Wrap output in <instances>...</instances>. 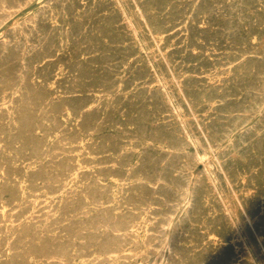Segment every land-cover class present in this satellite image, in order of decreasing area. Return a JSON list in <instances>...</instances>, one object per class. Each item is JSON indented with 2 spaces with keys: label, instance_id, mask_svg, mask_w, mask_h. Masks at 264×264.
Masks as SVG:
<instances>
[{
  "label": "rangeland",
  "instance_id": "374dc122",
  "mask_svg": "<svg viewBox=\"0 0 264 264\" xmlns=\"http://www.w3.org/2000/svg\"><path fill=\"white\" fill-rule=\"evenodd\" d=\"M4 1L0 0V58L3 60L0 59V105L2 104L0 125L10 122V111L24 116L31 114L23 102L24 99L31 98L37 100L32 113L37 112V117L41 115L42 123H52L55 114L65 115L64 120H67L68 125L56 128L62 131L67 139L71 140L72 130L79 128L87 133L84 134L86 149L91 151L94 147H105L108 150L105 156L99 154L93 157H80L81 153L84 154L83 150L72 151L67 158L61 155L60 164L64 167L66 164H71L73 167L68 173L66 170H53L49 160L42 163V158L37 159L36 170L42 171L45 178L59 173L63 175L62 179L68 180L66 188L61 181V186L57 188L53 197L57 199L63 196L71 197L73 202L69 209L75 211L79 208V202L76 200L77 196L70 192L78 189L77 178H103L100 173L106 168L110 169L115 177H130V186L135 180H142L144 177L143 180H146L147 186L143 191L142 199L143 203L148 204L147 220L155 223L158 221L159 225L164 222L167 224V226H157L159 233H162L159 234L162 235L161 248L159 247L158 259L151 256L148 264H247L236 245V240L231 238L220 215L215 212V209L213 210L214 206L207 200L208 194L202 187H199L193 196L192 201L195 203L182 204L177 209H172L170 205L176 203L172 202V199L181 192L179 185L185 182L184 173L191 175L189 189L193 191L198 174H201L208 163L214 162L217 154L219 157L222 156L220 158L223 161L227 156L224 166L234 165L239 175L238 186L241 190L248 189L252 194L249 204L257 220L255 241L259 242V235L264 236V198H262L264 196V159H262L264 134L257 135L258 128L260 129L264 124V0H251L255 2L256 10L253 20L241 18L244 16L229 15L227 1L226 5L224 2L219 3L220 0H210L206 14L198 17L189 13L194 0H171L167 7L156 6L159 12L165 10V13L158 17V33L145 38L142 35L143 29H137L136 45H133L127 34H124L125 27L119 22L111 0ZM4 5L8 9H3ZM106 5L109 8H106ZM208 11L212 14L209 15ZM121 30L124 32L122 33ZM144 61L149 62L150 65L155 64L154 66L164 71L168 63L175 67L176 73L181 75L179 81L192 91L194 99L197 98L198 92H206L205 97H198V100H195L196 104H199L198 111L191 112L189 109H184L179 113L181 119H186L192 124L200 123L207 131L216 133L217 143L220 141L216 152L204 157L198 163L199 165L193 168L184 155L182 156V151L177 150L176 143L173 141L172 129L178 119L166 112L159 97V94L164 91L173 98V95L179 93V85L172 78L171 83L161 86L153 83ZM24 81L26 82L23 84ZM28 92H35V94L38 92L43 95H29ZM72 97L79 99L72 100ZM43 98H49V107H44L46 109L42 108L45 106L43 101L40 102L42 105L39 104V100ZM59 98L60 100H57ZM256 105H259L260 109L255 112L253 108ZM238 112L239 115H237ZM90 117L99 123L98 132L87 130L86 124L87 120L88 123L90 122ZM236 119L240 121V124L242 122L239 128H237L238 120ZM39 120L33 119L35 124L39 123ZM46 129L51 130V127ZM161 131H164V134ZM39 138L44 140L45 134L40 133ZM260 141L262 144H259ZM241 145L244 146L241 147ZM234 149L238 153L235 154L237 156L230 155ZM196 150L202 155L205 152L202 146L198 149L194 146L185 149L191 153ZM31 163L32 160L18 158L14 164V168L18 169L15 175L18 182L15 189H19L23 182L27 181ZM96 171H99L97 175ZM220 176L223 178L222 174ZM40 182L43 181L40 180ZM104 184L111 185L109 180H106ZM116 193H121V190L116 189ZM200 194L204 195L200 198ZM53 200L50 199L51 202ZM0 201L6 205L8 215L13 211L18 212L21 199H17L16 191H0ZM122 213H126V210L124 209ZM31 217L32 213L29 211L18 215L21 222ZM80 224L86 225V220ZM145 227L144 223L127 234L138 243H132L127 248L121 249L116 255V264L143 263L142 257L136 256V251L145 248ZM0 228L3 229L1 231L3 236L12 237L14 231L9 229V226L4 224ZM223 228L226 230L224 231ZM20 232L25 235L24 231L20 230ZM30 235L34 237V232ZM251 250L261 251V248L252 247ZM23 251L24 248L21 246L20 254ZM0 256L5 258V246L2 247ZM257 256L262 257V253ZM197 259L200 261L198 262ZM69 261H71L69 264H85L81 254L78 253L72 255ZM99 261L100 264H111L105 253L101 254ZM18 264L30 263L22 256ZM46 264L65 263L48 261Z\"/></svg>",
  "mask_w": 264,
  "mask_h": 264
},
{
  "label": "bare ground",
  "instance_id": "6f19581e",
  "mask_svg": "<svg viewBox=\"0 0 264 264\" xmlns=\"http://www.w3.org/2000/svg\"><path fill=\"white\" fill-rule=\"evenodd\" d=\"M26 1H28V0H26ZM106 1H108V0H106ZM111 1H112L113 6H114V11L116 13V16L119 19V22L122 23L125 27L126 33H124V34H127L128 37L130 38L131 42L133 43V45H136L135 41L137 40V34H136L137 29H143L142 35L145 38H147L149 35L151 37V35H155L156 33H158V29H159V27L157 25L158 17L163 15L165 13V10L159 12V10L156 6L162 5L163 7H167L171 0H111ZM226 1L228 2V5H227V3H225ZM177 2H179V1H177ZM209 2H210V0H194V2L191 3V10L189 11V13L195 14L198 17L200 15L206 14L205 11L208 10L207 7L209 6V4H208ZM223 2L228 7L227 12L229 15H233V16H237V17L244 16L241 18H247L246 20H248V18L252 19V17L256 16V10H255V6H254L255 2H252L251 0H239V1L238 0H220L219 3L223 4ZM214 3H216V2H214ZM104 4H106V3L104 2ZM6 5H4L5 8H3L5 10L8 9V8H6ZM20 5H22V4H20ZM106 8H109V6H107ZM9 10H11V9H9ZM15 10H16V8H15ZM17 10H19V9H17ZM218 10H220V9H218ZM179 11H180V9H179ZM215 11H216V8H215ZM210 13L211 12H209L208 14L210 15ZM176 14H177V12H176ZM173 15H175V14H173ZM109 20H110V18H109ZM111 20H112V18H111ZM113 20H115V19H113ZM144 30L146 33L144 32ZM123 32L124 31H122V33ZM141 38H143V37H141ZM155 42H153V43H155ZM126 45H127V43H126ZM129 46H131V45H129ZM136 48H137V46H136ZM130 52H132V51H130ZM44 56H47V55H44ZM251 56H249V57H251ZM249 61H251V60H249ZM230 62H232V61H230ZM232 63H230V64H232ZM144 65L147 67V71H148L150 78H151L153 83H158L161 86L162 84L171 83L170 79L172 78V79H174V81H177V84L179 85L178 95H173V98H171L168 93L163 91L159 94V97L165 106L166 112L168 114H172L173 116H175L178 119L177 123H175L176 124L175 127L172 129L173 141L176 143L177 150L179 149L182 151V153H183L182 156L184 155V158H186L189 161V163H191L193 165L192 166V168H193L204 157H207L209 154L216 152V149L219 146L218 143L220 141L217 143V137L218 136L216 133H211V132L207 131V129L205 127H203V125L200 123L195 124L193 122L195 124L194 125L191 122L187 121L186 119H181L179 113L182 112L184 109H189L191 112L192 111H198L199 104H196L195 100L197 101L198 97H205L206 92L205 91L198 92L197 98L194 99V97H193L194 94L192 93V91L185 84H182L179 81V79L181 78L180 73H176L175 67H173L169 63L167 65L166 71L161 70V68H158V66H154L155 64L150 65L149 62H147V61H144ZM249 71H251V70H249ZM249 71H247V72H249ZM8 72L9 71H7V75H9ZM238 73H240V72H238ZM251 73L253 74V72H251ZM48 76H50V75H48ZM27 80H28V77H27ZM1 82H3V81H1ZM25 82L26 81H24L23 84ZM249 82H250V80H249ZM249 85H250V83H249ZM22 88H24V86ZM195 90L197 91V89H195ZM30 91H32V90H30ZM243 91H245V90H243ZM249 92H250V90H249ZM27 94H29V95L34 94V95H38V96L43 95V94H39L38 92L36 94H35V92L34 93L28 92ZM65 96H66V94H65ZM159 97H158V100H159ZM60 98L57 100H60ZM73 98L74 97H72V100H73ZM74 99H79V98L75 97ZM41 101H43V103L45 105V106H42V108H44V107L48 108L49 107V98H46V99L43 98V100L42 99L39 100L40 105H42L40 103ZM209 101H210V98H209ZM252 101H253V99H252ZM23 102H25L26 108L29 109L27 111H29L31 114H29L28 116H24L20 113L16 114V113H14V111H10L9 112V114L11 115L10 116V122L0 125V191L14 190V191H16L17 199L18 198L21 199L19 209L17 210L18 212L13 211L11 214L9 213L10 215L7 214L6 205L1 203V201H0V214H1L0 226H4V224H5L6 226H9V229L14 231L12 234V237L7 238V237L2 235L1 231L3 229L0 228V252H1L2 247H4V246H5V252H6L5 258L0 256V264H13V263L18 264V260H20V257H22V256L30 264H46L48 261L69 264V262H71V261H69L70 257L72 255H74L75 253L81 254V259L85 262V264H100L99 257L101 256L102 253H105L109 257L111 264H116L117 263L116 255L121 249L127 248L132 243H135V242L138 243V241H133L129 237V235H127V234L133 228L140 227L144 223L146 226L144 229V231L146 233V235H145L146 242L145 243L143 242L145 244V248L137 250L136 256L142 257V261H143L142 264H148L147 262L149 261V258L151 256H155L158 259L159 247L161 245V240H162V237H161L162 235L160 236L159 234H162V233H159V228L157 226H161V225L167 226V224L164 222V223H161V225H159L158 221L155 223L154 221L151 222V221L147 220L148 214H147L146 208L148 207L147 206L148 204L143 203V199H142L143 191L146 189V186H147V184H145L146 180H143L144 177L142 178V180L141 179L135 180L134 183L132 184V186H130V183H129L130 177L129 178H127V177L122 178V177H118V176L115 177L113 175V172L110 169L106 168V169H102L101 173H100L103 176V178H101V177L100 178H94V179H92V178H89V179L77 178V182L79 183L78 189L75 190L74 192H70V193L77 196L76 200H77V202H79V208L75 211H70L69 207H70V204L73 202V199H71V197L63 196V198H61V199H57L56 197H53L55 195V191L57 192V188H59L61 186V181L65 183V184L63 183V185L66 188L67 187L66 183H68V180L62 179L61 177H63V175H61L59 173H56L54 175H50L49 177L45 178L43 176L42 171L36 170L37 166H38L36 164V161H38L37 159L42 158L41 159V160H43L42 163H44L45 160H49V164L51 165L53 170L54 169H55V171L56 170H58V171L66 170V172L68 173L69 170L73 167L71 164H66L65 167L63 165H61L59 162V158L61 155H64V157L67 158L69 156V154L72 153V151H75V150L76 151H82L83 150L84 154L81 153L80 157H83V156L93 157V156H97L99 154H102L105 156V154L108 152V150L105 147H102V148L101 147H94L91 151L86 149L87 147H86V145H84V140H85L84 134L86 132L79 130V128L72 130L73 134H72L71 140L67 139L64 136L63 132L56 128L59 126L65 127L68 125L67 120H64L66 118L65 115L55 114L54 121L50 124H45V123H42V116L41 115H39V117H37V115H36L37 112L32 113L34 111V106L37 103V100H33L31 98L30 99L28 98V99H24ZM79 103H80V101H79ZM261 104H262V102H261ZM73 105H74V103H73ZM159 105H158V109H159ZM79 106H80V104H79ZM70 107H71V104H70ZM236 108H238V107H236ZM44 109H46V108H44ZM259 109H260L259 105H256V107L253 108V111H255V112L259 111ZM78 110L80 111V109H78ZM234 110H232V111H234ZM92 111H93V109H92ZM237 111H239V110H237ZM38 112H40V111H38ZM94 112H95V110H94ZM242 112H244V111H242ZM106 113H108V112H106ZM237 115H239V112ZM243 116H245V115H243ZM34 118L40 119L39 123L35 124L33 121ZM83 118H84V116H83ZM87 119H88V117H87ZM153 119H155V118L153 117ZM238 119H236V120H238ZM245 119H247V118L245 117ZM245 119H244V121H245ZM72 120H73V118H72ZM102 120H104V116H102ZM190 120H192V119H190ZM239 120L237 122L238 125L236 124L237 128L242 126V122L240 124ZM80 122H81V120H80ZM86 125L88 127L87 130H89V131L98 132L100 130V125L98 122H96V120H94V118L90 117V122L88 123V120H87ZM255 125H258V124H255ZM50 127H51V130L46 129V128H50ZM89 127H91V128H89ZM253 128H255V127H253ZM263 130H264V124H262L260 129L258 128L257 135L264 134ZM244 131H242V132H244ZM161 132H163V134H164V131H161ZM40 133L45 134L44 140H39L40 139L39 138ZM52 134H55V135L51 136ZM223 134H224V132H223ZM254 135H255V131H254ZM222 137H223V135H222ZM255 137H257V136L255 135ZM224 138H226V137H224ZM224 138H223V140H224ZM255 139H257V138H255ZM219 140H221V139H219ZM238 140L240 141V139H238ZM45 141H46V143H45ZM245 142H247V141H245ZM263 142L264 141H262V143ZM260 143H261V141L259 142V144ZM190 146H194V147H196V149H198L199 146H202L204 148L205 152L202 155V154H199L198 150L194 151V153H191L189 151H185V149L187 147H190ZM242 146H244V145H241V147ZM236 147H237V145H236ZM161 149H164V148H161ZM169 149H170V147H169ZM259 149H261L260 146H259ZM238 150H239V147H238ZM235 154H238V153L234 149L230 155H235ZM242 154H245V153L242 152ZM180 155H181V153H180ZM261 155H260V157H261ZM235 156H237V155H235ZM249 156H250V154H249ZM220 157H222V156H220ZM220 157L217 154L215 161L213 160L214 162H209L208 165L203 169L201 174H198L199 176L195 180V183L193 186L194 187L193 191H191L189 189V186L191 183V175L190 174L185 175V173L183 172L184 173L183 175L186 176V179L184 180L185 182H184V184L179 185V189L181 192H179L178 195L175 196L176 197L175 199H172L173 200L172 202H176V203L170 202L171 203L170 207L172 209H177L179 207V205L189 204L190 202H194V201H192L194 194L197 193V191H198L197 189L199 187H202L208 194L207 200H209L214 206L213 210L215 209V212L218 215H220V219L222 220L224 225L227 227L226 229L228 230L229 234L231 235V238L233 240H236L237 244L236 243L235 244L238 245V248L241 251V255L245 259L246 263L247 264H264V236H263V234L259 235V238H258L259 242H256L255 238H254V235L256 233V221L257 220L252 213V206H250V204H249V199L251 198L252 194L250 191H248V189L247 190H241V188L238 186V183H239L238 176L239 175H238V171L235 169L234 165H229L226 167L224 166V164H225L224 161H225V158H227V156L224 158V161ZM18 158H24V159L32 160V163L30 164L31 170H30V172L27 173V181H24L22 186L19 189L18 188L15 189L17 187V183H18L16 178H15V175H16V172L18 169L14 168V164L16 163ZM105 159H107V157ZM262 159H264V156ZM248 163H251V162H248ZM240 164H241V162H240ZM242 165H243V162H242ZM242 165H240V166H242ZM60 166H62V168H60ZM91 166H93V165H91ZM189 166H190V164H189ZM185 167H187V165ZM249 169H250V167H249ZM143 170H145V169H143ZM22 171H23V168H22ZM97 173H99V171L98 172L96 171V175H97ZM220 174H222L223 178L220 176ZM250 174H251V172H250ZM262 174H261V176H262ZM258 176H260V175L258 174ZM40 180H42L43 182H40ZM106 180H109L111 185L108 186V185L104 184V182ZM258 183H259V181H258ZM260 183L263 184V182H260ZM133 187H135V188H133ZM116 189H120L121 193H116ZM204 190H202V191H204ZM200 191H201V189H200ZM198 195H199V193H198ZM202 195H204V194H200V198ZM51 198L54 199L53 202L50 201ZM257 198H258V196H257ZM262 198H264V196H262ZM258 200H259V198H258ZM202 201H203V198H202ZM204 202H205L204 204H206V201H204ZM168 206H169V203H168ZM193 206H195V205H193ZM124 209L126 210V213L123 214L122 211ZM26 211L31 212L32 217L27 221L21 222V220L18 218V215L23 213V212H26ZM167 211H168V209L166 210V212ZM151 213H152V211H151ZM153 213H155V212H153ZM172 214L173 213H171V215ZM150 218H152V216ZM211 218H210V220H212ZM179 219H180V217H179ZM85 220H86V225H81L82 223L80 224V222H83ZM213 220H215V219H213ZM195 223L197 224V222H195ZM204 224H206V223H204ZM215 225H218V224H215ZM205 226H207V225H205ZM209 226L210 225H208V227ZM226 229H224V231ZM20 230L24 231L25 235H28V236L26 237L23 233L20 232ZM263 231H264V228H263ZM33 232H34V237L30 235ZM222 232H223V230H222ZM218 234H220V233H218ZM164 235H165V233H164ZM198 238H200V237H198ZM228 239H229V237H228ZM197 240H199V239H197ZM162 243H163V241H162ZM21 246L24 248V251L22 254H20V252H19V248ZM60 246H62V247H60ZM195 247H197V246L195 245ZM252 247L253 248L259 247V248H261V251L260 250L252 251L251 250ZM204 249H205V247H204ZM229 249H231V247ZM178 253H176V254H178ZM224 253H225V251H224ZM259 253H262V257L257 256V254H259ZM228 255H230V254H228ZM233 256H235V255H233ZM241 258H240V260H241ZM194 260H195V258H194ZM197 261H198V259H197ZM192 262H194V261H192Z\"/></svg>",
  "mask_w": 264,
  "mask_h": 264
}]
</instances>
